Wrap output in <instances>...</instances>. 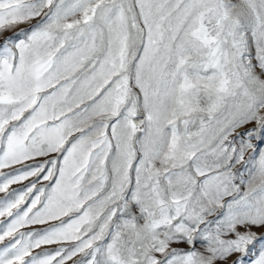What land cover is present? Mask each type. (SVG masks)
Instances as JSON below:
<instances>
[{
	"label": "snow or ice",
	"instance_id": "6c2138e0",
	"mask_svg": "<svg viewBox=\"0 0 264 264\" xmlns=\"http://www.w3.org/2000/svg\"><path fill=\"white\" fill-rule=\"evenodd\" d=\"M0 264H264V0H0Z\"/></svg>",
	"mask_w": 264,
	"mask_h": 264
}]
</instances>
